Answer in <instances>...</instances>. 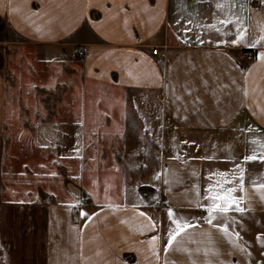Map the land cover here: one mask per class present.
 Masks as SVG:
<instances>
[{
    "label": "crops",
    "instance_id": "crops-1",
    "mask_svg": "<svg viewBox=\"0 0 264 264\" xmlns=\"http://www.w3.org/2000/svg\"><path fill=\"white\" fill-rule=\"evenodd\" d=\"M262 153L264 0H0L5 264H264Z\"/></svg>",
    "mask_w": 264,
    "mask_h": 264
},
{
    "label": "rangeland",
    "instance_id": "rangeland-1",
    "mask_svg": "<svg viewBox=\"0 0 264 264\" xmlns=\"http://www.w3.org/2000/svg\"><path fill=\"white\" fill-rule=\"evenodd\" d=\"M87 103H92V98L87 99ZM86 135L87 134L85 133V136ZM88 139H89L88 137L84 138L85 141H87ZM71 146H72V144L71 145L70 144L64 145V147H66V149L70 148ZM15 147H17V149H19V148H22V145H15ZM81 148H82V153L85 154L84 160L81 161L82 168H84L81 171V174H79V175L70 174L72 171H74L73 170L74 168H77L76 166L78 165V162L77 161H75V162L66 161V164L64 166V169H66L65 170L66 174L63 177H55V178L57 180L58 179L61 180L65 189H68L71 187H74V188L76 187V190H77V188H79L80 189V192H79L80 197L79 198L81 200H86V194L90 193L92 196V169H90L92 167V162L90 161V158H89L90 156H92V152H91L92 144L84 143L81 145ZM14 161H16V160L14 159ZM67 162H70V163H67ZM17 163L18 162H15L16 165H14V166H17ZM7 164H10L8 159L6 161V165ZM73 164L75 165L74 167H72ZM67 165H69V166H67ZM68 190L70 191V189H68ZM103 194L104 193H100L99 195H103ZM68 195H69L68 193L65 194V196H64L65 200L68 199V197H69ZM71 210H72V216H74L76 213V207L72 206ZM252 219L254 221V217ZM245 221H248V220L246 219ZM241 228H242L241 230L243 232V236L246 239V242L248 244H252V242H253V249H254V239L253 240L251 239L252 235L254 236V233L252 234V232H254V223L251 224V226H250V224H248V222H246L244 225H242ZM3 251H4L3 246H2V244H0V264H5V261H4L5 258L2 257V255H1V253ZM65 261L67 262V260H65Z\"/></svg>",
    "mask_w": 264,
    "mask_h": 264
},
{
    "label": "snow or ice",
    "instance_id": "snow-or-ice-1",
    "mask_svg": "<svg viewBox=\"0 0 264 264\" xmlns=\"http://www.w3.org/2000/svg\"><path fill=\"white\" fill-rule=\"evenodd\" d=\"M219 7H222V5H219ZM258 157L257 156H250V157H246L245 159L247 161H252V160H256ZM259 159H261L262 161H264V153L261 154V156L259 157ZM259 187L264 188V183H261L259 185ZM209 191H212L211 189H209ZM234 190H228L227 194L225 196H220V195H215V196H211L209 197L210 199L213 200V204L212 206L209 208V214L211 215L212 212H221V213H226L230 210V208L233 205H237V210H240L238 208V203L236 201L235 198H233L231 196V192ZM220 200L222 201V203H217L216 201ZM171 213H169V217L171 218ZM209 223H211V220L208 221ZM173 223L176 225L175 228L173 229L172 235L168 241L169 244H171L172 242H174L178 236H180L183 232H185L187 227H190V225H185V224H181L177 221H173ZM226 231V229H225Z\"/></svg>",
    "mask_w": 264,
    "mask_h": 264
},
{
    "label": "built area",
    "instance_id": "built-area-1",
    "mask_svg": "<svg viewBox=\"0 0 264 264\" xmlns=\"http://www.w3.org/2000/svg\"><path fill=\"white\" fill-rule=\"evenodd\" d=\"M151 53L154 55H158L159 54V49L157 46L151 47ZM244 55L248 56V57H253V53L249 52V51H244L243 52ZM76 55L79 57H83L84 53L81 50H78V52H76Z\"/></svg>",
    "mask_w": 264,
    "mask_h": 264
}]
</instances>
